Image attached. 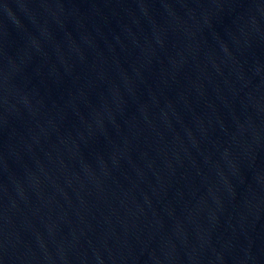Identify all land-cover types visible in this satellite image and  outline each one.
<instances>
[{"label": "water", "instance_id": "95a60500", "mask_svg": "<svg viewBox=\"0 0 264 264\" xmlns=\"http://www.w3.org/2000/svg\"><path fill=\"white\" fill-rule=\"evenodd\" d=\"M0 264H264V0H0Z\"/></svg>", "mask_w": 264, "mask_h": 264}]
</instances>
